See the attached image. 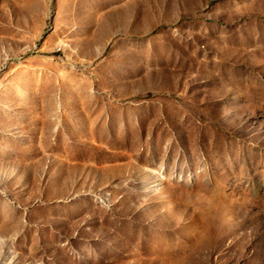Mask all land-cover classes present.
<instances>
[{"label": "rangeland", "instance_id": "obj_1", "mask_svg": "<svg viewBox=\"0 0 264 264\" xmlns=\"http://www.w3.org/2000/svg\"><path fill=\"white\" fill-rule=\"evenodd\" d=\"M0 264H264V0H0Z\"/></svg>", "mask_w": 264, "mask_h": 264}]
</instances>
